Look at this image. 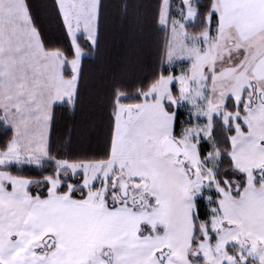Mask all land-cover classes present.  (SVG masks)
I'll return each mask as SVG.
<instances>
[{"label":"rangeland","instance_id":"rangeland-1","mask_svg":"<svg viewBox=\"0 0 264 264\" xmlns=\"http://www.w3.org/2000/svg\"><path fill=\"white\" fill-rule=\"evenodd\" d=\"M56 1L71 44L75 47V39L84 35L93 45L99 0ZM171 1L162 0L159 20L167 32L166 75L141 96L139 105L116 104L107 161L58 162L55 179L48 180V196L40 199L28 193L30 181L3 169L48 159L45 117L53 106L71 104L76 87L68 84L63 94L55 90L46 100L49 87L42 79L50 75L45 68L55 64L61 78L67 68L73 74L69 83L74 82L81 53L77 48L71 63L61 58L57 63V54L40 56L21 0H0L1 120L8 128L17 124L12 97L27 99L29 121L21 125L37 133L21 139L20 150L13 142L0 153V264H264V90L257 89L254 73L237 71L249 59L235 53L232 29L224 31L227 49L209 31L190 38L184 25L195 19L196 0ZM226 7L231 9L229 3ZM246 8L245 22H250ZM177 111L182 117L175 131ZM216 122L232 131L230 158L246 179L239 198L230 184L220 187L215 179ZM166 138L182 147L191 173L161 154ZM202 145L207 147L203 157ZM68 175L82 178L83 200L56 193ZM121 180L128 186L126 199L119 194ZM138 188L149 198L133 207L132 191ZM197 199L215 207L209 208V228L200 224V239L193 245ZM46 238L48 245L43 244Z\"/></svg>","mask_w":264,"mask_h":264},{"label":"trees","instance_id":"trees-1","mask_svg":"<svg viewBox=\"0 0 264 264\" xmlns=\"http://www.w3.org/2000/svg\"><path fill=\"white\" fill-rule=\"evenodd\" d=\"M21 2L42 49L57 54L64 62L72 60L73 46L57 1ZM161 6L162 0H99L95 43L91 45L84 35L75 39V46L83 57L74 99L71 104L56 105L52 109L48 159L35 165L18 163L3 169L11 177L30 181L28 193L32 197L47 198L48 180L55 179L58 162H104L110 158L116 104L139 105L141 96L166 75L167 32L159 26ZM212 7L213 0L195 1V19L184 25L188 37L196 38L206 31L215 34L218 21ZM69 76L66 68L64 77ZM181 114L177 111L175 131ZM212 135L219 153L215 179L220 187H224V182L230 184L233 197L239 198L246 179L234 168L230 158L232 131L216 122ZM12 139V130L4 125L0 114V153L7 151ZM206 151L207 147L202 145L201 157ZM81 183V177L73 179L68 175L66 179L61 178L56 193L83 200L86 192ZM213 207L215 204L204 206L200 200L191 219L193 245L200 239V224L209 228V208Z\"/></svg>","mask_w":264,"mask_h":264},{"label":"crops","instance_id":"crops-1","mask_svg":"<svg viewBox=\"0 0 264 264\" xmlns=\"http://www.w3.org/2000/svg\"><path fill=\"white\" fill-rule=\"evenodd\" d=\"M249 2H252V3L259 2L261 4H259L258 6L255 4L250 5ZM226 3L230 4L231 9H227ZM213 6H216V11L213 14L216 15L217 17L218 26H217V30L215 34L211 35V33L209 32L210 33L209 36L213 37V39L215 40H219L223 49H227V48H230L228 44L229 39L227 38L225 40L224 31L225 30L229 31L230 29H232L233 33L235 34V38H236V39L233 38L236 46L234 47L233 45L231 47H234L235 53L236 54L238 53L240 58L246 57L249 59L245 62L241 61L240 63L241 69H238L237 71H240L243 73H249V72L254 73L255 74L254 81L257 84L256 86L257 89L259 91L264 90V0H213ZM253 6H255L256 10L250 12L249 7H253ZM245 7H247L246 8L247 16H250L251 18L250 22L249 21L245 22V12H244ZM23 10H24L25 16L27 17L24 7H23ZM27 20L29 22L28 17H27ZM29 25H30V22H29ZM248 26L249 28H247ZM27 28H28V25H27ZM30 28L33 34L35 35L37 42L40 44L31 25H30ZM27 33L29 34V36H31V33H29V30L27 31ZM41 52L39 53V55L42 57L52 56L51 54L55 55V53L45 52L42 49V46H41ZM73 52H74V57L72 60L69 61V63H71L78 56L76 46L75 47L73 46ZM79 56H80V64H81L82 53ZM55 59H57L56 60L57 63L58 61L61 62L60 58H58L57 55H55ZM48 67H46L45 70L48 71L47 74L49 73L50 77L48 76L44 80L42 79V81L46 83V87H49L48 88L49 93H47L46 100L48 98L52 99L53 96L56 95L54 94L55 90H57L58 95L63 94V92L66 91V88H67L66 85L68 84L74 83V86L76 87L80 67H79L77 74H75L73 78L74 82H71V83H69V81L73 77V74L70 70H69L70 76L68 78H61L58 76L59 71L61 72V70H58L55 64L53 66H48ZM77 69L78 67H76V71ZM18 81H22V80L20 79ZM68 87L71 88V90L73 91V86H68ZM260 97H261V104L262 106H264V95H260ZM11 103H12V118H14L13 122L15 121L17 122V124H13L12 126H9V128L12 130V133H13V139L11 143L14 142L15 144H17L16 148L20 150L19 149L21 145L20 140L24 139V137L32 138L31 134L37 135V133H35L36 131L30 128L28 129L24 128L21 125V122L25 120L29 121V116H28L29 113L28 111L26 112V110L24 109L25 103L28 105V100L12 97ZM52 109L50 110L49 114H47L45 117V119L47 118L46 122H48V135H49V130H50ZM13 126H15L16 128H13ZM16 130L18 131V135L15 132ZM42 137L45 139L43 134H42ZM261 142H264V140L262 139L260 143ZM257 144L258 143L252 144L249 149L253 151L256 148L255 146ZM231 151H232V148H231Z\"/></svg>","mask_w":264,"mask_h":264},{"label":"water","instance_id":"water-1","mask_svg":"<svg viewBox=\"0 0 264 264\" xmlns=\"http://www.w3.org/2000/svg\"><path fill=\"white\" fill-rule=\"evenodd\" d=\"M161 154L163 156H171L173 158V163L176 166H180L181 168L185 170V172L191 173V170L186 168L188 158L184 150L173 138H166L163 140L161 144ZM122 181L123 183L122 184L119 183L118 185V190H119L120 197L123 199H126L128 197V193H127L128 186L124 180ZM133 196H134V193L131 195L132 206L133 207L139 206V204L137 203L135 204ZM50 241H51L50 239L46 238L43 240V244L48 245Z\"/></svg>","mask_w":264,"mask_h":264},{"label":"flooded vegetation","instance_id":"flooded-vegetation-1","mask_svg":"<svg viewBox=\"0 0 264 264\" xmlns=\"http://www.w3.org/2000/svg\"><path fill=\"white\" fill-rule=\"evenodd\" d=\"M122 183H123V181L121 180L120 181V184H122ZM133 193H134V196H133L134 197V202L135 203H138V204H141L145 199H148L149 198V196L146 195L144 193V191L141 190V189H139V188L137 190H135V191H132V194ZM199 202H200V199H197L196 200V205H197V208L196 209L199 208ZM204 206H206L205 203H204ZM245 245H246V243H245Z\"/></svg>","mask_w":264,"mask_h":264}]
</instances>
